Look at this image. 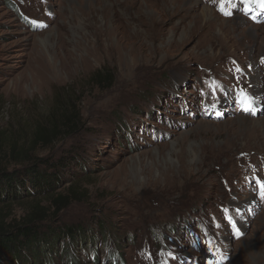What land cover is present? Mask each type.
Instances as JSON below:
<instances>
[{"label": "rangeland", "instance_id": "374dc122", "mask_svg": "<svg viewBox=\"0 0 264 264\" xmlns=\"http://www.w3.org/2000/svg\"><path fill=\"white\" fill-rule=\"evenodd\" d=\"M6 1L2 163L59 173L10 205L60 231L40 264H264V0Z\"/></svg>", "mask_w": 264, "mask_h": 264}, {"label": "trees", "instance_id": "16d2710c", "mask_svg": "<svg viewBox=\"0 0 264 264\" xmlns=\"http://www.w3.org/2000/svg\"><path fill=\"white\" fill-rule=\"evenodd\" d=\"M4 2L8 6L11 5L6 0ZM101 76L100 72L93 74V78L99 80ZM1 143L2 140L0 145ZM13 149L14 146L12 147V153L14 152ZM14 159H16V156L12 158V160ZM39 166L37 163L31 164L21 172L16 170L11 173L7 170L8 167L2 163L0 156V264H24L28 262L40 264L47 261L52 263L55 260L53 256L57 247L51 249L50 246H56L55 241L58 240V237H60L59 239L62 237L59 235L60 231L42 228L41 222L47 216L45 208L35 204L23 217L19 219L10 218V205L15 200L23 198V193L28 194L27 187L29 189L39 188L38 191L42 192L50 189L53 186L52 183L58 178L59 173L53 171V173L48 174L46 170L39 171ZM64 199V196L59 195L53 199V203L57 204ZM62 231L67 234L65 237L69 239L70 246L77 248L75 246H78L79 239L84 236L80 228L69 226L67 230ZM82 243L84 242L82 241ZM63 247L65 246L63 245ZM98 247L95 240L90 244V250L93 252L98 251Z\"/></svg>", "mask_w": 264, "mask_h": 264}, {"label": "snow or ice", "instance_id": "6c2138e0", "mask_svg": "<svg viewBox=\"0 0 264 264\" xmlns=\"http://www.w3.org/2000/svg\"><path fill=\"white\" fill-rule=\"evenodd\" d=\"M246 111L247 110H249V109H245ZM260 196H261V198H264V184H261L260 185ZM233 229H234V232H235V234L237 235V236H239L240 235V233H239V231L235 228V225H233Z\"/></svg>", "mask_w": 264, "mask_h": 264}]
</instances>
